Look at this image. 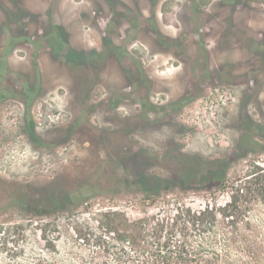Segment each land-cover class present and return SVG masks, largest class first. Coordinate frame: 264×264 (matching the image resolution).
<instances>
[{
    "label": "rangeland",
    "instance_id": "obj_1",
    "mask_svg": "<svg viewBox=\"0 0 264 264\" xmlns=\"http://www.w3.org/2000/svg\"><path fill=\"white\" fill-rule=\"evenodd\" d=\"M116 1L0 0V264H264V0Z\"/></svg>",
    "mask_w": 264,
    "mask_h": 264
},
{
    "label": "trees",
    "instance_id": "obj_2",
    "mask_svg": "<svg viewBox=\"0 0 264 264\" xmlns=\"http://www.w3.org/2000/svg\"><path fill=\"white\" fill-rule=\"evenodd\" d=\"M264 178V177H263ZM250 184V182H245V184H233V188H232V191H233V194L231 199H232V204H227L225 207H224V210L225 213H224V218H228V217H231V219L229 220V223L230 224H233L235 225L236 227L238 226V222H237V212L238 210H240V204L241 202L247 198V195L249 193V189L250 188H247L248 185ZM243 203V202H242ZM240 212V211H239ZM238 212V213H239ZM216 217V212L215 210H209L206 209L205 212L201 213L199 216L197 215H194L192 216V219L197 223H203V221L206 220L207 217Z\"/></svg>",
    "mask_w": 264,
    "mask_h": 264
},
{
    "label": "flooded vegetation",
    "instance_id": "obj_3",
    "mask_svg": "<svg viewBox=\"0 0 264 264\" xmlns=\"http://www.w3.org/2000/svg\"><path fill=\"white\" fill-rule=\"evenodd\" d=\"M24 0H22V2H23ZM145 1H148V2H151V1H149V0H117L116 2H118V5H120L119 3L121 2L122 4H124V5H128L129 3H134V2H137V3H140V2H145ZM99 2L100 3H107L108 4V2H107V0H99ZM122 6V5H121ZM24 7V6H23ZM118 11H120L122 14H125L126 13V10L123 8V6H122V8L121 7H118ZM135 13H137V14H139L138 12H135ZM136 14V15H137ZM53 47V46H52Z\"/></svg>",
    "mask_w": 264,
    "mask_h": 264
}]
</instances>
